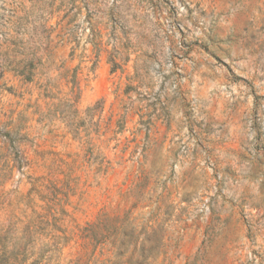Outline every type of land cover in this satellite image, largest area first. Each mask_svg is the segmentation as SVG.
I'll return each instance as SVG.
<instances>
[{"label": "rangeland", "instance_id": "rangeland-1", "mask_svg": "<svg viewBox=\"0 0 264 264\" xmlns=\"http://www.w3.org/2000/svg\"><path fill=\"white\" fill-rule=\"evenodd\" d=\"M0 264H264V0H0Z\"/></svg>", "mask_w": 264, "mask_h": 264}]
</instances>
